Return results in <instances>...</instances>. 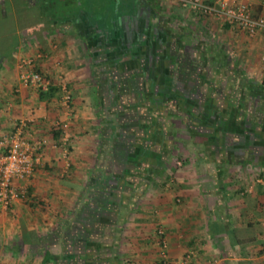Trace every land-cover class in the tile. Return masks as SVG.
I'll return each mask as SVG.
<instances>
[{"label": "crops", "instance_id": "1", "mask_svg": "<svg viewBox=\"0 0 264 264\" xmlns=\"http://www.w3.org/2000/svg\"><path fill=\"white\" fill-rule=\"evenodd\" d=\"M37 1L0 0V137L21 130L44 143L32 178L14 182L26 190L24 200L0 208V264L4 257L12 259L7 264H50L36 260L51 251L66 264L70 254L60 244L69 237L79 246L72 245L77 259L88 239L103 245L92 251L105 256L104 264L113 253L118 264H160L159 229L172 263L190 254L191 264H264V88L242 98L244 109L235 96L219 100L239 88L229 78L212 91L214 105L199 107L209 118L177 116L173 105L167 116L159 113L162 96H206L202 79L191 76L205 75L207 65L217 76L212 65L226 61L229 74L240 71L261 86L264 74L259 84L236 61L261 56L262 38L178 0H118L115 13L106 0H84L89 14L60 26L46 23ZM201 1L217 7L219 0ZM250 7L264 17V0H250ZM36 56L34 69L52 83L47 93L19 82V63ZM119 61H146L155 92L141 74L134 89L126 84L118 108L113 89L126 81L114 74L112 83L108 68ZM64 87L72 98L66 145L52 127L66 118ZM135 97L140 102L132 108ZM176 120L184 122L183 135H176Z\"/></svg>", "mask_w": 264, "mask_h": 264}, {"label": "built area", "instance_id": "2", "mask_svg": "<svg viewBox=\"0 0 264 264\" xmlns=\"http://www.w3.org/2000/svg\"><path fill=\"white\" fill-rule=\"evenodd\" d=\"M183 8L197 11L204 16L213 17L222 25L237 29L249 38L260 36L264 43V17H254L251 12L250 0H219L217 7L205 4L201 0H178ZM37 58L29 57L19 63V82L23 87L36 92L47 93L52 83L43 74L34 69ZM264 65V51L260 56ZM61 104L65 109L66 118L53 124V129L61 131V141L66 145L70 138L69 118L72 115V98L68 90L62 88ZM25 125L24 122L21 123ZM43 142H30L22 137L21 130L0 137V208L6 209L15 200H24L26 190L16 188L14 182L29 181L36 165L42 156ZM160 238V264H191V255L187 254L180 262L169 260L165 251L166 240L164 232L159 229Z\"/></svg>", "mask_w": 264, "mask_h": 264}, {"label": "trees", "instance_id": "3", "mask_svg": "<svg viewBox=\"0 0 264 264\" xmlns=\"http://www.w3.org/2000/svg\"><path fill=\"white\" fill-rule=\"evenodd\" d=\"M37 3H38L37 5H38V10H39V15L42 16L45 14L43 19L46 21V23L48 25L57 24V26H60L62 24L64 25V23L73 24V23H76L77 18H79L81 16V14H83L84 11L87 12L86 7H84V4H83L84 2L82 0H79V1H77V0H38ZM87 14H89V13L87 12L86 15ZM41 16H39L38 18L41 19ZM92 16H93L95 23H98L100 18L97 16V14L92 15ZM4 57L5 56L3 55V51L0 50V60H3ZM217 62L218 61H215L214 63H217ZM203 63H204V65H207L206 64L207 61H203ZM208 63H210V61H208ZM117 65L118 66L116 68H108V70L112 76V78H111L112 83H115L116 81H118L117 78L113 77L114 74H121L120 80L124 79L126 81L125 83H122L123 86L120 87L121 88L120 91L116 92V90H115L116 87L113 89V91H115V94H114L115 95L114 98L116 99L115 104L117 105L118 108H120V104L124 106V104L122 103V100H124L123 94L125 92V86L127 87L126 84H129L131 82L130 83L131 85H130V87H128V90L130 88L134 89V87L132 85L133 84V82H132L133 77H129L130 78L129 79L126 75L127 74L126 71L123 70L124 68L122 67V65H120L119 63H117ZM212 66H213L214 70H216L218 72L217 76H216V73L210 69L211 67L209 65H207V67H205V68H207V72H208V69L211 70L210 74H208L206 72V69L204 68L202 71H203V73H205V75L200 74L197 76L196 75L191 76L192 78H196V79L201 78L202 79L204 87L200 88V89L205 90V92L206 91L209 92V93H206V96H203V93H201V95L199 93L198 95H196V97L195 96L194 97H188L184 94H182V95L177 94L173 98L172 97L168 98L167 95L162 96L160 98V101H162V105H160V112H159L160 116L161 115L167 116L168 106L173 105L172 107H174L176 109V111H178L177 116H180V117L185 116L186 118L187 117L191 118V120L196 121V122L201 117H203L202 118L203 120L206 118H209L210 117L209 114H207V116H204L202 113L199 114V111H200L199 107H201L206 102L209 105L210 104L214 105V103L216 102V98H215V96L213 97V94H215V93H212V91H216L218 84L221 83L222 81H224L225 79L226 80H229V78L232 80L237 79V83H236L237 86H234V87H239V88H237V89L234 88L233 90L235 92L232 95L229 93L228 94L222 93L221 96L219 97V100H222L224 102H227V101L232 102L231 99L234 98V96H235V98L238 101H241L243 103L244 109H245L246 102L243 101L242 98L247 96V93L249 91H250L249 93L251 95V93L253 94L256 90L261 91V89L264 88V78H263L261 86L260 85L257 86V84L255 86V84L252 83L250 80L246 79V77H244L240 71L233 72L234 76L232 74H229L230 70H229V67L226 65V61H223L222 64L219 65L220 67H222L221 69H219L220 68L219 66H215L214 64ZM199 91L200 90L198 89V91L194 94H197ZM169 95L172 96L171 94H169ZM229 97H231V98H229ZM134 99H135L134 101H137V103L133 102L132 108H134V106H136L140 102L139 97H135ZM245 100H247V99H245ZM194 109L198 112V114H197V112H196V114L193 112ZM237 110H235V111L237 112V114H240V116H241L243 114L242 110H238V111ZM260 110H257V111L260 112ZM196 117H197V119H196ZM92 238H93V236H92ZM72 239H73L72 237L71 238L69 237V239L66 240L67 242L60 244L61 247L59 246L60 248H62L63 251L69 252V254H70L65 259H63L64 261H66V264H104L103 258H105V256L104 255L102 256L101 254H100L101 256L94 254L92 249L95 246L92 247V245L95 244V242H93V241L90 242V240H88V239H84L81 241L84 244L83 245L84 253L80 259H77L76 254H75V256L72 255V245L74 242V241H72ZM97 245H99V246L97 247ZM97 245L95 247L96 251L99 250L98 248H101L103 246L101 244H97ZM74 246L77 248V245H74ZM69 247H71V248H69ZM114 250H115V246L113 247V251ZM51 252L46 253V256H44V262L45 263L49 262L51 264H58L56 257L53 254H51ZM87 252H92L91 253L92 256L88 255ZM108 260H109L110 264H118L117 255H115L114 253H113V256L112 255L109 256Z\"/></svg>", "mask_w": 264, "mask_h": 264}, {"label": "rangeland", "instance_id": "4", "mask_svg": "<svg viewBox=\"0 0 264 264\" xmlns=\"http://www.w3.org/2000/svg\"><path fill=\"white\" fill-rule=\"evenodd\" d=\"M82 1H84V0H82ZM106 3H107L108 9L112 8L113 9L112 11L114 13H115V11H117L118 0H106ZM97 4L101 9L106 6L105 3L99 2V1ZM180 10L181 9H179L178 11H180ZM112 16H113V13H112ZM203 38H205V37H203ZM256 58L257 59H254V61H236V62L239 64L241 63V66H240L241 69L246 68L248 66L247 69H249L250 72L247 71V72H245V74L250 73L251 75H253V73H254V76H250V74H247V75L249 77H251V79L253 81L255 79H257L256 80V81H258L257 83L261 84L262 74H264V66L260 61V52L257 53ZM260 75H261V77H259ZM94 92H95V90L93 91L92 101L97 104L98 101L96 99V96H95L96 94ZM176 124H177V127L179 129L178 132L176 131V135H178V136L183 135L186 132L184 127L182 126V125H184V123H181L179 120H176ZM184 146H186V145H184ZM177 154H179V153H177ZM180 157H182V156H180ZM2 252H3V254H5L4 251H2ZM43 252L44 251H42V255H43ZM35 253H37V251ZM42 259H43V263H44V255L42 258L40 257L36 261H39V260L42 261ZM3 260L5 261L4 262L5 264L9 263V261H12V259L10 260V259L5 258V257L3 258Z\"/></svg>", "mask_w": 264, "mask_h": 264}, {"label": "flooded vegetation", "instance_id": "5", "mask_svg": "<svg viewBox=\"0 0 264 264\" xmlns=\"http://www.w3.org/2000/svg\"><path fill=\"white\" fill-rule=\"evenodd\" d=\"M137 18V19H136ZM135 19H133V25H134V27H135V29H137V27H138V23H139V21L138 20H140V17L137 15V17H136ZM138 21V22H137ZM140 24H142V21L140 22ZM144 25V24H143ZM140 26V25H139ZM180 62H183V61H180ZM145 63H146V61H119V64L120 65H122V67L124 68L123 70H125L126 71V75H127V77L129 78V77H133V81L134 80H138L137 78L139 77V76H141V74H144L145 73V75L146 76H149V77H147V78H149V79H147V85H146V87H147V91L149 92V93H154L155 92V89H153V86H151V83H150V79H151V71L152 70H150L149 68H148V66H147V64L145 65ZM181 64V63H180ZM118 65L117 64H113V67L114 68H116ZM181 66H182V64H181ZM197 69V68H196ZM195 69V70H196ZM194 70V69H193ZM130 79V78H129ZM132 81V82H133ZM135 82H133V84H134ZM164 90V89H163ZM160 103H162V101H160ZM182 123H184V122H182ZM73 245H77V244H73ZM77 247H79L78 245H77ZM69 248H71V247H69ZM73 247H72V251H73ZM71 252V251H70Z\"/></svg>", "mask_w": 264, "mask_h": 264}]
</instances>
